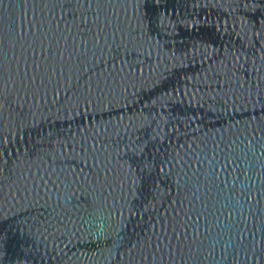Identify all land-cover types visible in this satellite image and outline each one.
Wrapping results in <instances>:
<instances>
[{"label":"water","instance_id":"95a60500","mask_svg":"<svg viewBox=\"0 0 264 264\" xmlns=\"http://www.w3.org/2000/svg\"><path fill=\"white\" fill-rule=\"evenodd\" d=\"M246 2L120 0L108 12L124 38L38 95L9 40L0 264H264V28ZM0 17L6 32L65 27L60 7L32 0ZM149 238L163 261L133 249Z\"/></svg>","mask_w":264,"mask_h":264},{"label":"snow or ice","instance_id":"6c2138e0","mask_svg":"<svg viewBox=\"0 0 264 264\" xmlns=\"http://www.w3.org/2000/svg\"><path fill=\"white\" fill-rule=\"evenodd\" d=\"M8 2L9 0H0V10ZM12 2L15 3L16 0H12ZM32 2L33 4L42 3L45 7L48 4L60 7L65 27L61 29L57 26L56 31L60 35L56 36L54 33L50 37L45 33L42 24L39 27L35 24H29L26 31L22 28L19 33L14 30L6 32L0 26V82H4L5 64L9 61V40H11L12 60L16 64L15 75L19 79L20 87L26 91L31 89L33 95H38L46 82L51 83V78L56 75L57 68H59L61 75L65 71H72L73 69L83 71L89 63L90 53L94 59L97 50L103 52L105 47L111 49V45L116 42L117 35L122 39L125 36L123 22L119 20L118 15L114 20V14H109L108 12V8L114 7L120 0H32ZM123 2L128 4L132 3L133 0H123ZM135 3L137 5L141 3L148 4L149 0H135ZM248 6L258 11L262 28H264V0H247L246 7ZM0 25H2V17H0ZM34 28L35 31L33 30ZM65 32L67 35L64 34ZM69 36L72 39L71 44L68 43ZM110 36L111 41L109 40ZM53 38L56 39L55 49L52 45ZM61 39L64 41L62 50ZM46 43L47 48H45ZM38 47L40 49L39 57L36 56ZM29 50L33 54L31 62L27 56ZM57 56H59V64L56 60ZM21 60H23V66L20 63ZM9 75H11V63H9ZM3 91L0 88V108L3 107ZM133 151H139L141 156L144 154L143 147L133 149ZM149 168L148 162L145 161L144 169L149 170ZM129 172L133 173L134 169L130 167ZM146 179H151V176H147ZM133 184H135L134 179ZM5 241L6 237L0 236V246ZM133 249L139 253L142 261L148 259L149 253H151L153 260L158 256L161 261L164 260L165 255L170 254L165 252L162 240H159L153 246L150 238L144 242L137 241L133 245ZM132 259H135V253Z\"/></svg>","mask_w":264,"mask_h":264}]
</instances>
